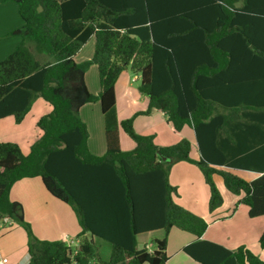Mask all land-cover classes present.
<instances>
[{
    "label": "trees",
    "instance_id": "trees-1",
    "mask_svg": "<svg viewBox=\"0 0 264 264\" xmlns=\"http://www.w3.org/2000/svg\"><path fill=\"white\" fill-rule=\"evenodd\" d=\"M1 1L17 4L23 25L0 37L21 38L0 61V119L21 123L39 97L51 108L37 120L39 136L26 155L17 144L0 141V223L11 219L25 230L28 264H167L171 228L195 237L183 252L196 264H264L244 246L230 250L202 240L207 223L173 202L168 180L174 163H191L208 186L209 212L223 203L213 180L218 175L230 193L242 195L237 203L250 218L264 216V100L246 96L251 71H239L264 66V0ZM91 37V58L75 62ZM92 65L97 95L84 79ZM127 68L139 77L137 91L148 105L118 121L115 84ZM94 102L104 122L102 156L89 152L79 116L82 106ZM153 110L176 133L192 128L198 160L190 158L187 139L158 147L153 135L135 132L134 117ZM120 129L134 142L132 150H121ZM158 153L172 161L163 163ZM228 168L260 176L248 181ZM33 177L76 214L77 248L64 238L35 237L21 203L10 199L14 183ZM157 231L164 237L151 239V251L137 247L139 235ZM92 236L111 244L107 261ZM258 243L264 251V230Z\"/></svg>",
    "mask_w": 264,
    "mask_h": 264
},
{
    "label": "crops",
    "instance_id": "crops-1",
    "mask_svg": "<svg viewBox=\"0 0 264 264\" xmlns=\"http://www.w3.org/2000/svg\"><path fill=\"white\" fill-rule=\"evenodd\" d=\"M22 25L23 22L19 16L17 4L12 1L0 0V37ZM91 39L93 40V53V37L85 45ZM20 42L21 38L18 36L1 39L0 61L11 54ZM80 51L74 57L77 63L85 60L79 58ZM91 56L92 54L87 59H90ZM92 67L95 66L92 65L89 70ZM248 70L251 71L252 81L249 82L251 91L246 96L264 100V66L253 64L240 67L239 71H243L242 74H249ZM88 71L84 77L86 86L91 94L97 95L99 91L98 76H96L93 88L90 89L87 82ZM128 71H130L129 68L119 76L115 84V107L118 121L128 119L137 112L145 111L148 105V98L137 91L136 85L131 84L133 79V82H137L139 77L134 75L135 78L132 77L130 81ZM241 77L244 80L249 79L248 75H242ZM50 111V106L39 97L33 101L30 110L21 123L16 124L12 117L0 119V141L17 144L22 153L26 155L32 143L39 136V129L36 127L37 120ZM29 115H31L30 123L26 124L25 121L29 118ZM79 116L87 127V148L89 152L94 156H102L106 152V142L100 104L98 102L85 104L80 108ZM133 128L138 134L153 135L154 143L158 147L171 146L181 139H187L191 143L190 158L198 160L200 157L192 128L184 126L179 133L174 132L163 113L159 111L153 110L148 115L134 117ZM119 139L122 151H130L135 147L134 142L121 129L119 130ZM228 170L248 181L260 176V173L254 171L235 168H228ZM168 180L175 189V193L172 195L173 202L200 216L207 223V229L201 237L202 240L219 244L230 250H235L240 246H244L250 251L257 248L252 252H256L254 254L257 256L263 254L264 251H258V239L264 229V216L250 218L248 208H244V205L237 203L242 195L230 193L225 188L220 176L213 175V180L223 198V203L212 212L208 210V186L195 165L185 161L174 163L170 167ZM9 196L11 200L21 203L23 217L35 237L48 241L64 238L66 242L78 244L76 237L80 233L81 227L76 214L67 204L52 197L45 190L39 177L17 181L11 187ZM4 224H7L8 227L4 228L0 223V255L8 259L7 264H28L29 255L27 253V234L25 230L21 226L15 225V223L9 224L6 222ZM163 237V231L141 234L137 237V247L139 249L146 247L147 250L151 251L153 249L150 243L151 239H161ZM166 238L167 264H196L191 257L183 252L184 246L195 240L193 235L171 228ZM89 239L98 248V254L100 255L102 250L105 249L106 252L110 248L109 253H107L108 259L110 258V243L97 236H92ZM105 258L107 257H103L102 260H107Z\"/></svg>",
    "mask_w": 264,
    "mask_h": 264
},
{
    "label": "rangeland",
    "instance_id": "rangeland-1",
    "mask_svg": "<svg viewBox=\"0 0 264 264\" xmlns=\"http://www.w3.org/2000/svg\"><path fill=\"white\" fill-rule=\"evenodd\" d=\"M92 46H93V40L91 39L90 41H89V43L87 44V45H85L82 49H81V51H80V53H79V58L81 59V60H83V59H87L88 57H89V55H91L92 54ZM89 74H88V76H87V82H88V86H89V88L90 89H92L93 88V86H94V84H95V81H96V76H97V71H96V68L95 67H92L89 71ZM128 73H129V78H130V81H131V79H132V77L134 76V74H132L130 71H128ZM133 78H135V77H133ZM133 81H134V79H133ZM131 82V84L132 85H136L137 86V84H138V81L137 82ZM32 115V114H31ZM31 115H29V118L25 121V123L27 124H29L30 123V118H31ZM25 126H27V125H25ZM236 207V206H235ZM235 207H234V209H235ZM244 208H247V207H245L244 206ZM247 210V209H246ZM14 223V222H13ZM1 226L2 227H4V228H7L8 226H7V224H3V223H1ZM264 230V229H263ZM0 232H1V229H0ZM263 232V231H262ZM262 232H261V234H262ZM260 234V235H261ZM259 240V239H258ZM258 247H259V244H258ZM254 250H257V248H254L252 251H254ZM109 251H110V248L109 249H107L106 250V252H105V249L104 250H102V254L100 255L99 254V256L100 257H107V258H105V259H107L108 260V254L107 253H109ZM258 251H261V249H260V247H259V249H258ZM99 253V252H98ZM253 253H256V252H253ZM106 255V256H105ZM262 261H264V252H263V254L261 255V256H258ZM101 258V259H102ZM107 260H104V261H107ZM90 264H96V262L95 261H91V263Z\"/></svg>",
    "mask_w": 264,
    "mask_h": 264
},
{
    "label": "built area",
    "instance_id": "built-area-1",
    "mask_svg": "<svg viewBox=\"0 0 264 264\" xmlns=\"http://www.w3.org/2000/svg\"><path fill=\"white\" fill-rule=\"evenodd\" d=\"M6 222L9 223V224L13 223V221L11 219H6ZM67 243H68V245L70 247H76L77 248V245L78 244H74L72 242H67ZM76 248H75V250H73L72 256H74L76 254V252H77V249ZM7 263H8V259L0 255V264H7ZM71 264H77V263H75L74 261H72Z\"/></svg>",
    "mask_w": 264,
    "mask_h": 264
},
{
    "label": "water",
    "instance_id": "water-1",
    "mask_svg": "<svg viewBox=\"0 0 264 264\" xmlns=\"http://www.w3.org/2000/svg\"><path fill=\"white\" fill-rule=\"evenodd\" d=\"M158 156L160 158V160L163 162V163H170L172 161L171 158H167L165 156H162L161 154L158 153Z\"/></svg>",
    "mask_w": 264,
    "mask_h": 264
}]
</instances>
